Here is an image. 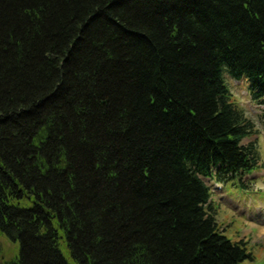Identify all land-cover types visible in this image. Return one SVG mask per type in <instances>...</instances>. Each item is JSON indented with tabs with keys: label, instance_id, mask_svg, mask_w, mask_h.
<instances>
[{
	"label": "trees",
	"instance_id": "16d2710c",
	"mask_svg": "<svg viewBox=\"0 0 264 264\" xmlns=\"http://www.w3.org/2000/svg\"><path fill=\"white\" fill-rule=\"evenodd\" d=\"M264 0H0V264H249L205 179L260 158Z\"/></svg>",
	"mask_w": 264,
	"mask_h": 264
},
{
	"label": "rangeland",
	"instance_id": "374dc122",
	"mask_svg": "<svg viewBox=\"0 0 264 264\" xmlns=\"http://www.w3.org/2000/svg\"><path fill=\"white\" fill-rule=\"evenodd\" d=\"M225 81L233 101L254 125L253 136L243 139L242 145L256 144L261 166L251 175L242 176L240 183L229 182L221 191L213 189L212 205L220 231L232 241L242 242L252 253L254 259L249 264H264V106L248 95L244 78L237 81L225 74ZM206 183L215 186L209 180ZM18 252V243L0 234V260H12Z\"/></svg>",
	"mask_w": 264,
	"mask_h": 264
}]
</instances>
